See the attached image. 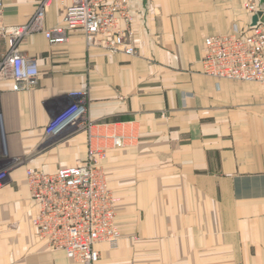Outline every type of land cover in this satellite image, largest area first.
I'll use <instances>...</instances> for the list:
<instances>
[{"label":"crops","instance_id":"obj_1","mask_svg":"<svg viewBox=\"0 0 264 264\" xmlns=\"http://www.w3.org/2000/svg\"><path fill=\"white\" fill-rule=\"evenodd\" d=\"M0 23H24L35 0H1ZM264 22V0H253ZM135 55L87 46L81 34L19 44L37 59V84L0 80V264H80L51 251L32 225L25 169L80 162L87 131L49 136L61 107L84 102L94 132L120 124L133 139L107 150L121 237L95 264H264V84L202 71L204 38L252 21L242 0H130ZM54 0L45 26L60 24ZM0 39V53L6 50Z\"/></svg>","mask_w":264,"mask_h":264},{"label":"built area","instance_id":"obj_2","mask_svg":"<svg viewBox=\"0 0 264 264\" xmlns=\"http://www.w3.org/2000/svg\"><path fill=\"white\" fill-rule=\"evenodd\" d=\"M35 1L34 11L24 23H0V39L7 45L0 53V80H10L12 90H29L37 84V59L19 49L22 40L33 33H42L51 45L79 33L87 46H98L109 54L137 53L130 0H57L63 6L61 22L52 27L45 26V17L54 0ZM242 3L251 16L257 15L256 22L251 21L246 30L233 24L227 33L205 37L202 71L216 79L264 84V22L253 0ZM1 5L0 0V9ZM93 127L86 120L82 100L61 107L45 132L58 137L67 129L83 128L87 131L85 157L52 172L25 169L29 197L36 208L32 220L36 236L49 250H60L80 264H95L101 244L111 250L119 246L115 210L119 197L107 185L102 163L107 150L124 147L133 139L117 123L106 132H94ZM8 173L0 168V188Z\"/></svg>","mask_w":264,"mask_h":264},{"label":"water","instance_id":"obj_3","mask_svg":"<svg viewBox=\"0 0 264 264\" xmlns=\"http://www.w3.org/2000/svg\"><path fill=\"white\" fill-rule=\"evenodd\" d=\"M256 20H257V15L252 16V24H254L256 22Z\"/></svg>","mask_w":264,"mask_h":264}]
</instances>
